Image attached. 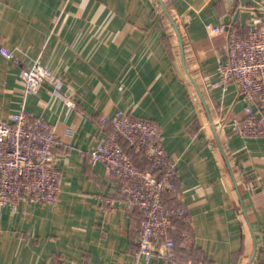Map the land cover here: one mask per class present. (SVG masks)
<instances>
[{
	"label": "crops",
	"instance_id": "0c3cea01",
	"mask_svg": "<svg viewBox=\"0 0 264 264\" xmlns=\"http://www.w3.org/2000/svg\"><path fill=\"white\" fill-rule=\"evenodd\" d=\"M235 2L0 0V47L15 55L0 52V120L24 108L53 124L62 171L56 204L0 210V264H264V134L237 133L245 97L233 83L212 85L227 37L211 24L247 36L264 13V0ZM37 58L62 80L59 92L42 84L25 96L20 72ZM119 109L164 129L178 186L165 201L189 211L174 221L173 255L137 258L140 211L120 200L106 210L118 179L88 150L114 132L101 118Z\"/></svg>",
	"mask_w": 264,
	"mask_h": 264
},
{
	"label": "built area",
	"instance_id": "2783aa9c",
	"mask_svg": "<svg viewBox=\"0 0 264 264\" xmlns=\"http://www.w3.org/2000/svg\"><path fill=\"white\" fill-rule=\"evenodd\" d=\"M168 0H160V9ZM211 32L227 37L226 58L217 67L213 86L227 88L235 84L246 99V115L235 130L243 136L264 134V13L250 26L247 36L240 34L233 23L211 24ZM0 52L15 57L6 46ZM20 78L25 96L49 84L59 92L62 80L39 58L30 66H23ZM111 120L114 132L106 135L88 150L93 161L103 162L119 183L117 198H106V210L115 207L116 200L137 208L141 213V233L136 257L152 260L158 253L173 255L176 242L171 235L176 219L188 220L187 208L167 204L165 194L177 186L176 162L163 145L164 129L145 118H132L124 110L103 116L101 122ZM122 137L126 146L120 142ZM59 143L56 127L42 117L30 116L24 108L0 120V210L20 199L42 204H56L62 179L55 148ZM134 153L143 156L149 168H140ZM183 264H211L202 259Z\"/></svg>",
	"mask_w": 264,
	"mask_h": 264
},
{
	"label": "trees",
	"instance_id": "16d2710c",
	"mask_svg": "<svg viewBox=\"0 0 264 264\" xmlns=\"http://www.w3.org/2000/svg\"><path fill=\"white\" fill-rule=\"evenodd\" d=\"M120 142L123 144V146H126V143H125V141H124V139L122 137H120ZM138 156H141V155L138 154V153H134V159H136ZM141 157L144 158L143 156H141Z\"/></svg>",
	"mask_w": 264,
	"mask_h": 264
},
{
	"label": "water",
	"instance_id": "95a60500",
	"mask_svg": "<svg viewBox=\"0 0 264 264\" xmlns=\"http://www.w3.org/2000/svg\"><path fill=\"white\" fill-rule=\"evenodd\" d=\"M229 2H230V5L231 6H233V5H235V0H229ZM236 17H237V12H236V14L234 15V18L233 19H236ZM227 20H228V18H227Z\"/></svg>",
	"mask_w": 264,
	"mask_h": 264
}]
</instances>
